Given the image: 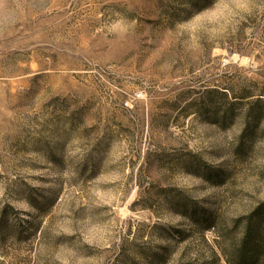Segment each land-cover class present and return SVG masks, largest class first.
<instances>
[{
	"label": "rangeland",
	"instance_id": "rangeland-1",
	"mask_svg": "<svg viewBox=\"0 0 264 264\" xmlns=\"http://www.w3.org/2000/svg\"><path fill=\"white\" fill-rule=\"evenodd\" d=\"M261 207L264 0H0V264H229Z\"/></svg>",
	"mask_w": 264,
	"mask_h": 264
},
{
	"label": "trees",
	"instance_id": "trees-1",
	"mask_svg": "<svg viewBox=\"0 0 264 264\" xmlns=\"http://www.w3.org/2000/svg\"><path fill=\"white\" fill-rule=\"evenodd\" d=\"M264 208L246 218L244 233L229 264H264Z\"/></svg>",
	"mask_w": 264,
	"mask_h": 264
}]
</instances>
